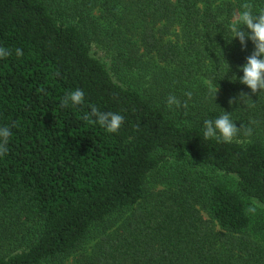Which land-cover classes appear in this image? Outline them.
Returning <instances> with one entry per match:
<instances>
[{
  "label": "trees",
  "instance_id": "16d2710c",
  "mask_svg": "<svg viewBox=\"0 0 264 264\" xmlns=\"http://www.w3.org/2000/svg\"><path fill=\"white\" fill-rule=\"evenodd\" d=\"M243 2L0 0V264H264V208L246 212L264 205V93L235 81L253 42H229ZM224 111L251 136L204 140Z\"/></svg>",
  "mask_w": 264,
  "mask_h": 264
},
{
  "label": "clouds",
  "instance_id": "9594fccd",
  "mask_svg": "<svg viewBox=\"0 0 264 264\" xmlns=\"http://www.w3.org/2000/svg\"><path fill=\"white\" fill-rule=\"evenodd\" d=\"M247 29V31L242 30ZM229 30L232 33L229 42L234 39H239L243 48L246 49L247 41L250 39L255 45L254 52L247 57V62L241 66L240 70L243 72L242 77H236L235 81L246 85L251 89L252 94L264 93V7L256 8L250 0H244L240 5L238 13L234 14L233 20L230 24ZM11 53L9 50L0 47V59L6 58ZM18 57L23 56L22 49H16ZM234 81V82H235ZM219 90V89H218ZM216 91V94L218 92ZM185 96L191 99L192 93L186 92ZM251 96L247 93L241 92L237 98L229 101L230 104L246 103L247 99ZM84 102V92L81 89H76L68 93L62 101V105L67 107L69 104L80 105ZM167 106L169 109L174 107L179 109L181 107L187 108V101L181 102L175 95L167 97ZM91 117L95 122L102 126L108 133L118 132L124 123V116L116 112H103L95 108L91 109ZM85 119H89L85 116ZM243 131L244 136H251L250 128L245 126L237 127L236 123L231 118V113L224 111L223 114L216 119H206L203 121V139L216 140L223 143H237L241 142L238 137ZM11 129L7 126L0 127V156L8 152V141L11 137ZM258 208H264V205L253 201L252 204L246 209L248 214H256Z\"/></svg>",
  "mask_w": 264,
  "mask_h": 264
},
{
  "label": "rangeland",
  "instance_id": "374dc122",
  "mask_svg": "<svg viewBox=\"0 0 264 264\" xmlns=\"http://www.w3.org/2000/svg\"><path fill=\"white\" fill-rule=\"evenodd\" d=\"M115 76V78L117 79V80H119L120 78H121V75H114ZM119 81H121V80H119ZM160 185L159 184H156V183H154V182H151L150 183V188L152 189V190H155L156 188H158ZM204 215L208 218L209 217V215L206 213V212H204ZM1 249H0V254H1Z\"/></svg>",
  "mask_w": 264,
  "mask_h": 264
}]
</instances>
